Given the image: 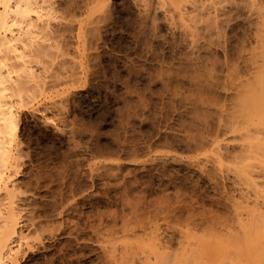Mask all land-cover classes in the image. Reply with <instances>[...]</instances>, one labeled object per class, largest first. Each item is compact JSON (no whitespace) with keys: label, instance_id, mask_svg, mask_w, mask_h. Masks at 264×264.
I'll list each match as a JSON object with an SVG mask.
<instances>
[{"label":"rangeland","instance_id":"374dc122","mask_svg":"<svg viewBox=\"0 0 264 264\" xmlns=\"http://www.w3.org/2000/svg\"><path fill=\"white\" fill-rule=\"evenodd\" d=\"M176 1L53 0L69 58L54 48L47 70L28 64L38 79L12 73L32 84L12 97L22 152L6 172L43 232L18 264H152L183 247L215 264L204 248L247 222L264 177L238 168L264 126L237 108L264 72V0Z\"/></svg>","mask_w":264,"mask_h":264},{"label":"bare ground","instance_id":"6f19581e","mask_svg":"<svg viewBox=\"0 0 264 264\" xmlns=\"http://www.w3.org/2000/svg\"><path fill=\"white\" fill-rule=\"evenodd\" d=\"M139 1V0H138ZM160 1V0H158ZM163 1V0H161ZM178 1V0H177ZM176 1V2H177ZM183 2L184 0H180ZM178 2L177 6H180L179 4L181 2ZM190 1V0H189ZM188 1V2H189ZM108 2V1H107ZM141 2V1H140ZM197 2V1H196ZM223 2V1H222ZM55 2L53 0H0V264H18L20 255L22 256L23 253L26 252V250L33 249L36 245V240H38L39 237L43 234L41 233V222L40 220H37L38 216H36V212L30 211L27 209V198L23 197L18 193L19 189H16L17 187L14 185V183L11 182L9 176L11 177L12 172L8 173L10 175H7L8 172V167L11 166H16L15 161L17 158H19V149L20 146H18V142L15 141V135H16V130L18 126V120H17V115L14 113V110L11 102H12V97L17 96L16 93L18 91L25 89L24 87L27 86L26 84L28 83V80L30 79L29 77L34 76L35 71H33L32 67H29L28 64L35 62L37 65L41 66L42 70L43 68L45 69L44 64L47 62L53 61L52 54L54 56L55 52L53 51L54 48L56 47V41L60 38H63L64 33L67 29V25H59L55 22H53V25L51 23L52 19H56V16L54 14H57V4L56 6L54 5ZM148 3V2H147ZM157 3V2H156ZM164 3V2H163ZM166 3V2H165ZM70 4V3H69ZM102 4V3H101ZM159 4V3H158ZM175 4V3H174ZM183 4V3H182ZM181 4V5H182ZM212 4V1H211ZM227 4V3H226ZM169 5V4H168ZM172 5V4H171ZM201 5V4H200ZM99 6V5H98ZM160 6V4H159ZM158 6V7H159ZM185 6V5H184ZM193 6V5H192ZM195 6V5H194ZM202 6V5H201ZM207 6V5H206ZM256 6V5H255ZM263 6V5H262ZM60 7V6H58ZM102 7V6H101ZM100 7V8H101ZM157 7V8H158ZM161 7V6H160ZM163 7V6H162ZM169 7V6H168ZM175 7V6H174ZM61 8V7H60ZM99 8V9H100ZM106 8V7H105ZM147 8V7H146ZM196 8V7H195ZM84 9V8H83ZM149 9V8H148ZM155 9V8H154ZM165 9V8H164ZM101 10V9H100ZM138 10V9H137ZM185 10V9H184ZM191 10V9H190ZM204 10V9H203ZM99 11V10H98ZM165 11V10H164ZM179 11V10H178ZM187 11V10H186ZM200 11V10H199ZM171 13V12H170ZM169 13V14H170ZM179 13H181L179 11ZM101 14V13H100ZM99 14V15H100ZM167 14V13H166ZM187 14V13H186ZM189 14V13H188ZM192 14V13H191ZM194 14V13H193ZM197 14V13H195ZM55 17H54V16ZM69 15H71L69 13ZM103 15V14H101ZM168 15V14H167ZM198 16V15H197ZM171 17V16H170ZM190 18V16L188 17ZM196 18V17H195ZM51 19V21H50ZM69 19V18H68ZM71 19V18H70ZM75 19V18H74ZM171 19V18H170ZM180 19V18H179ZM185 19V18H184ZM262 19V18H261ZM259 18V20H261ZM65 20V19H64ZM89 20V19H88ZM86 20V21H88ZM166 20V19H165ZM188 20V19H187ZM190 20V19H189ZM73 21V19H72ZM72 21H67L70 22L71 25H73ZM101 21V20H100ZM179 21V20H178ZM64 22V21H63ZM72 22V23H71ZM173 22V21H172ZM191 22V21H190ZM193 22V21H192ZM191 22V23H192ZM260 22V21H259ZM152 23V22H151ZM186 23V22H185ZM68 23V25H70ZM81 24V23H80ZM260 24V23H259ZM79 27V25H76ZM186 26V25H185ZM184 26V27H185ZM72 27V26H71ZM74 27V26H73ZM90 27V26H87ZM86 27V28H87ZM85 28V27H84ZM90 29V28H89ZM92 29V28H91ZM185 29H187L185 27ZM192 29V28H191ZM77 30V29H76ZM79 30V29H78ZM77 30V31H78ZM81 30V29H80ZM74 31V30H72ZM71 31V32H72ZM82 31V30H81ZM87 31V30H86ZM183 31V30H182ZM89 32V31H88ZM70 33V32H68ZM84 33V32H82ZM86 33V32H85ZM190 33V32H189ZM187 34V33H186ZM192 34V30H191ZM190 34V35H191ZM194 34V33H193ZM77 35V34H76ZM80 35V34H79ZM82 35V34H81ZM87 35V34H86ZM89 35V34H88ZM261 35V34H260ZM91 36V35H90ZM172 36V35H171ZM85 37L84 35L82 38ZM87 37V36H86ZM78 38V37H77ZM192 38V36H191ZM257 38V37H256ZM261 38V37H260ZM72 39V38H71ZM80 40V39H79ZM195 40V38H194ZM258 41V40H257ZM58 42V43H59ZM84 42V41H83ZM82 42V43H83ZM82 43H79L82 46ZM192 43V42H191ZM261 43V42H260ZM77 44V43H76ZM258 44V42H257ZM105 45V44H104ZM259 45V44H258ZM72 46V45H71ZM78 46V45H77ZM264 47V45L262 44ZM83 47V46H82ZM85 47V46H84ZM255 47V46H254ZM253 47V48H254ZM262 47V48H263ZM86 48V47H85ZM83 48V49H85ZM88 48V47H87ZM261 48V49H262ZM188 49V48H187ZM260 49V48H258ZM55 50V49H54ZM58 50V55H65V52L62 54V50ZM89 50V49H88ZM192 50V49H191ZM61 53H60V52ZM84 52V51H83ZM253 52V51H252ZM262 52V51H261ZM67 53V52H66ZM81 54V52H80ZM253 54V53H252ZM255 54V53H254ZM258 54V53H257ZM260 54V53H259ZM69 55V54H68ZM73 55V54H72ZM195 55V54H194ZM67 56V55H65ZM71 56V55H70ZM81 56V55H79ZM83 56V55H82ZM257 56V55H256ZM58 57V56H57ZM68 57V56H67ZM78 57V55H77ZM174 57V55H173ZM255 57V56H254ZM55 58V56H54ZM60 58V57H58ZM69 58V57H68ZM76 58V57H75ZM72 58V59H75ZM80 58V57H78ZM76 58V59H78ZM83 58V57H81ZM264 58V57H263ZM63 59V58H62ZM61 59V60H62ZM71 60L69 62L73 61V64H75V61L79 63L77 60ZM60 60V61H61ZM63 59L61 61L62 66L66 64V62ZM255 60V59H254ZM81 61V60H79ZM150 61V60H149ZM54 62V61H53ZM57 62V61H56ZM260 62V61H259ZM263 62V61H262ZM30 63V64H31ZM34 63V64H35ZM125 63V62H124ZM29 64V65H30ZM48 64V63H47ZM60 64V62H59ZM73 64H69L70 66ZM261 64V63H260ZM15 65L17 67H21L23 71L25 70V73L28 76V79L19 77L17 75L16 78L12 77V73H15ZM19 65V66H18ZM33 65V64H32ZM259 65V64H258ZM61 66V65H60ZM81 66V65H80ZM254 66V65H253ZM14 67V68H13ZM74 67V66H73ZM264 67V64H263ZM262 67V68H263ZM35 68V67H34ZM48 68V67H47ZM47 68L45 70H47ZM75 68V67H74ZM14 69V70H13ZM17 69V68H16ZM20 69V68H19ZM27 69L31 70L29 71L32 75L30 76L29 72ZM44 70V71H45ZM21 71V70H20ZM27 71V72H26ZM72 71V70H71ZM264 71V70H263ZM262 71V72H263ZM198 72V71H197ZM260 72V71H258ZM21 73V72H20ZM38 72H36L37 74ZM48 73V72H47ZM68 73V72H67ZM261 73V72H260ZM259 73V74H260ZM264 73V72H263ZM261 76L259 74L257 77V87L251 90V88L247 89V95L246 98L243 100H240L241 103L238 104L240 105L237 108V111L239 112L237 115H239L240 118L239 120L244 121L246 119L247 122H250V124L254 122V124L262 125L264 126V75ZM153 75V74H152ZM14 76V74H13ZM16 76V75H15ZM39 76V75H38ZM70 76V75H69ZM72 76V75H71ZM25 77V75H24ZM35 77V76H34ZM32 77V78H34ZM40 77V76H39ZM254 77V76H253ZM251 77V78H253ZM256 77V76H255ZM254 77V78H255ZM36 79L37 76L35 77ZM52 78V77H51ZM73 78V77H72ZM75 78V76H74ZM250 78V77H249ZM253 78V79H254ZM35 79V80H36ZM45 79V78H44ZM32 80V79H31ZM40 81V80H39ZM38 81V82H39ZM35 82V81H34ZM37 82V81H36ZM41 82V81H40ZM55 82V81H54ZM255 82V79H254ZM32 84V83H28ZM35 84V83H34ZM33 84V85H34ZM250 84V82H249ZM255 85V84H254ZM35 86H38L37 84ZM44 86V85H43ZM49 87V86H48ZM250 87V86H249ZM28 89V87H26ZM247 88H248V83H247ZM32 89V88H31ZM47 89V88H45ZM238 89V88H237ZM34 90V89H33ZM239 90V89H238ZM246 90V89H245ZM126 91V90H125ZM250 91V92H249ZM25 92V91H24ZM29 92V91H28ZM33 92V91H32ZM44 92V91H43ZM35 93V92H34ZM39 93V92H38ZM21 94V91H20ZM29 94V93H28ZM36 94V93H35ZM34 94V95H35ZM46 94V93H45ZM30 95V94H29ZM28 95V96H29ZM33 95V96H34ZM238 95V94H237ZM236 95V96H237ZM24 96V95H23ZM38 97V96H37ZM239 98V97H238ZM16 99V97H15ZM20 99V98H19ZM23 99V98H21ZM34 99V97H33ZM28 100V98H27ZM16 101V100H15ZM24 101V100H21ZM236 101V100H235ZM239 101V100H238ZM25 102V101H24ZM19 103V102H18ZM31 103V102H29ZM22 105L25 103H21ZM27 104V103H26ZM17 105V104H15ZM237 105V106H238ZM46 106V105H45ZM235 108V107H234ZM16 109V108H15ZM236 109V108H235ZM135 110V109H134ZM233 111V110H232ZM233 116V115H232ZM232 118V117H231ZM235 119V118H234ZM233 120V119H232ZM231 121V120H230ZM226 122V121H225ZM229 122V121H228ZM241 122V121H240ZM48 123V122H47ZM230 123V122H229ZM256 125V126H257ZM246 126V125H245ZM252 126V125H251ZM261 126V127H262ZM253 127V126H252ZM233 128V127H232ZM248 129V128H247ZM261 129V128H260ZM230 130V129H229ZM237 130V129H236ZM245 130V129H241ZM239 130L238 132H241ZM263 130V128H262ZM233 131V130H232ZM261 131V130H260ZM237 132V131H236ZM237 132V133H238ZM264 132V131H263ZM246 133V132H245ZM256 134V133H255ZM248 135V134H247ZM249 136V135H248ZM247 136V138H248ZM264 136V135H261ZM245 137V135H244ZM243 138V137H241ZM249 139V138H248ZM247 139V140H248ZM252 139V138H250ZM246 144L243 145L246 147L243 149L245 152V162L243 163L242 161V167L240 166L238 169L241 170L240 173H244L245 177H250V182L252 185L255 182H252V174H250L249 170L251 167H249L251 164H253V167H258L261 171V175L264 177V160L260 159L261 157H258V151H263L264 152V145L263 142H258L253 140H250ZM260 139V138H258ZM244 140V139H242ZM257 140V139H256ZM260 141V140H259ZM262 141V140H261ZM242 144V143H241ZM244 144V143H243ZM242 146V147H243ZM239 149V148H238ZM247 150V151H246ZM22 151H20L21 153ZM215 152V151H214ZM262 154V152H261ZM258 155V156H257ZM263 155V154H262ZM241 156V155H239ZM261 156V155H260ZM244 158V156H243ZM21 159V158H19ZM258 160V161H257ZM18 161V160H17ZM254 161V163H253ZM223 162V160H222ZM235 162V161H234ZM19 163V162H18ZM221 163V162H220ZM233 163V162H232ZM251 163V164H250ZM224 164V163H223ZM217 166V165H216ZM222 166V165H221ZM12 167V168H13ZM219 167V166H217ZM237 168V166H235ZM234 167V168H235ZM246 167H249L247 170ZM18 168V167H17ZM16 168V169H17ZM231 168V167H230ZM233 168V169H234ZM235 168V169H236ZM11 169V168H10ZM9 169V170H10ZM232 169V170H233ZM237 169V170H238ZM252 169V168H251ZM257 169V168H256ZM15 170V169H14ZM255 170V169H254ZM7 171V172H6ZM13 171V170H12ZM16 171V170H15ZM228 172V170L226 169ZM232 172V171H231ZM13 177V176H12ZM255 179V178H254ZM15 180V179H14ZM259 180V179H258ZM247 182V183H248ZM258 182V181H257ZM12 183V184H11ZM249 183V184H250ZM264 183V182H263ZM247 185V184H246ZM260 185V184H255ZM262 185V184H261ZM259 186L255 189L254 196L255 200L253 201V207L250 208V210L247 212V222L241 223L239 221V229L240 233L237 236H229L228 240H223L221 241L220 239L216 238L215 240L218 241V246L216 245L215 248L213 245H209V248H204L202 247V250L207 252L209 250L213 251L210 254L214 255V252L217 250L219 253L218 256L220 259L216 261L215 264H264V204L260 207L259 203H264V191L262 189H258ZM264 187V186H263ZM22 190V189H21ZM23 193V192H22ZM29 194V193H28ZM75 196V195H74ZM247 199V198H245ZM261 199V201H258ZM248 200V199H247ZM246 200V201H247ZM27 201V202H26ZM63 202V201H62ZM67 202V201H65ZM231 203V202H230ZM56 205V204H55ZM250 205V204H249ZM252 206V205H250ZM249 206V207H250ZM35 209V208H34ZM33 210V209H32ZM80 214V213H79ZM217 217V216H216ZM221 217V216H219ZM230 217V216H229ZM37 218V219H36ZM50 218V217H49ZM243 220V219H242ZM211 221V220H210ZM244 221V220H243ZM220 222V221H219ZM204 223V222H203ZM85 224V223H84ZM26 225V232L22 230V227ZM59 225V224H58ZM188 225V224H186ZM210 225V224H209ZM222 226V224H220ZM43 227V226H42ZM80 227V226H79ZM187 227V226H186ZM189 227V225H188ZM181 229V227H179ZM220 228V226H219ZM52 229V228H51ZM40 230V232H39ZM43 230V229H42ZM178 230V229H177ZM190 230V229H189ZM124 231V230H123ZM187 231V230H186ZM233 231V229H232ZM45 232V230H44ZM48 232V231H47ZM181 232V231H180ZM215 232V231H213ZM38 233H41L40 235ZM192 233V232H191ZM218 233V232H216ZM206 234V233H205ZM204 234V235H205ZM230 234V233H229ZM232 234V233H231ZM133 235V234H132ZM34 236V238H33ZM126 236V235H125ZM134 236V235H133ZM150 236V235H149ZM158 236V235H157ZM185 237V236H184ZM195 237V236H194ZM206 237V236H205ZM124 238V237H123ZM121 238V239H123ZM128 238V237H127ZM148 238V237H147ZM116 239V238H115ZM114 239V240H115ZM132 239V238H131ZM141 239V238H140ZM155 239V240H154ZM152 242H156V238H154ZM194 239V238H193ZM203 239V238H202ZM227 239V238H226ZM117 240V239H116ZM136 240V239H135ZM143 240V239H142ZM160 240V239H159ZM192 240V238H191ZM140 241V240H137ZM187 241V239H186ZM112 243V241H110ZM115 242V241H114ZM141 242V241H140ZM149 242V240H148ZM196 242V241H195ZM213 242V241H212ZM43 243V242H42ZM66 243V242H65ZM142 243V242H141ZM140 243V244H141ZM197 243V242H196ZM203 242L201 241L202 244ZM217 243V242H216ZM35 244V245H34ZM108 244V243H107ZM128 244V243H127ZM137 244V243H136ZM139 242L137 244L140 245ZM151 244V242H150ZM110 245V244H109ZM130 245V244H129ZM134 245V244H133ZM165 245V244H164ZM198 245V244H197ZM136 246V245H135ZM206 246V245H205ZM113 247V246H112ZM111 247V248H112ZM131 247V246H130ZM163 247V246H162ZM207 247V246H206ZM141 248V247H140ZM181 248V247H180ZM179 251V253H174L173 255L166 256L162 254L161 252L155 251L154 258L152 261V264H201L199 263L200 261V256L196 254H201L202 252H199L201 250H196L197 253L192 251H188L187 254L185 251V247H183ZM215 250H214V249ZM115 249V248H112ZM132 249V248H130ZM134 249V248H133ZM142 249V248H141ZM176 249V248H175ZM138 250V249H137ZM143 250V249H142ZM158 250V249H157ZM163 250V249H162ZM32 251V250H31ZM131 251V250H130ZM164 251V250H163ZM170 251V250H169ZM115 252V251H114ZM113 252V253H114ZM123 252V251H122ZM136 252V249H135ZM140 252V251H139ZM147 252V251H146ZM192 252V253H191ZM199 252V253H198ZM127 253V252H126ZM134 253V252H133ZM148 253V252H147ZM169 253V252H168ZM172 253V250H171ZM109 254V253H108ZM111 254V253H110ZM109 254V256H110ZM151 254V251L150 253ZM152 254V255H153ZM196 256V258L192 255ZM203 254V253H202ZM169 255V254H167ZM187 255V256H186ZM191 255V256H190ZM209 255V254H206ZM120 256V255H118ZM139 256V255H138ZM136 256V258L138 257ZM147 256V254H146ZM190 256V257H189ZM213 257L212 255H210ZM210 256L207 257L209 259V262L203 260L206 264H214V260L216 258H213L210 261ZM121 257V256H120ZM191 257H194V259ZM122 258V257H121ZM127 258V257H126ZM146 258V257H145ZM206 258V257H205ZM236 258V261H235ZM133 259V258H132ZM204 259V258H203ZM112 261V259H109ZM146 260V259H145ZM192 260V262H191ZM194 260V261H193ZM196 260V261H195ZM140 261V260H138ZM137 261V262H138ZM202 261V260H201ZM200 261V262H201ZM221 261V262H220ZM114 262V261H113ZM141 262V261H140ZM151 262V261H150ZM197 262V263H196ZM131 263V262H130ZM204 263V264H205ZM133 264V263H132Z\"/></svg>","mask_w":264,"mask_h":264}]
</instances>
